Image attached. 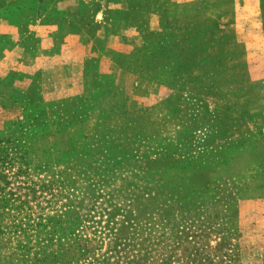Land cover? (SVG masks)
I'll use <instances>...</instances> for the list:
<instances>
[{"label": "rangeland", "instance_id": "1", "mask_svg": "<svg viewBox=\"0 0 264 264\" xmlns=\"http://www.w3.org/2000/svg\"><path fill=\"white\" fill-rule=\"evenodd\" d=\"M109 2L130 33L87 80L43 91L47 58L0 78L1 143L49 184L22 229L0 211V264H264V17ZM36 4L1 0L0 26Z\"/></svg>", "mask_w": 264, "mask_h": 264}, {"label": "crops", "instance_id": "2", "mask_svg": "<svg viewBox=\"0 0 264 264\" xmlns=\"http://www.w3.org/2000/svg\"><path fill=\"white\" fill-rule=\"evenodd\" d=\"M230 1L233 16L264 17V0ZM36 2L35 9L27 7L22 21L10 19L7 25L0 26V33H8V42L0 41V78L13 64L30 66L47 58L40 70L43 91L57 89L56 81L62 87L74 78L87 80L93 74L89 71L92 64L98 66L103 62L102 51L125 42L129 36L125 10H120L114 1ZM77 50L82 54L80 58ZM125 73L120 70L118 74Z\"/></svg>", "mask_w": 264, "mask_h": 264}, {"label": "trees", "instance_id": "3", "mask_svg": "<svg viewBox=\"0 0 264 264\" xmlns=\"http://www.w3.org/2000/svg\"><path fill=\"white\" fill-rule=\"evenodd\" d=\"M12 125L14 124H5L6 127ZM1 139L3 138L0 135V211L3 218H7L6 222L10 221V226L20 230L22 228L19 221L28 216V211L33 214L35 211L32 209L35 207L44 208L39 202L34 205L31 202L37 198V192H47L49 184L37 181L31 176L26 150L21 149L23 145L18 144V140H6L4 145ZM8 171H12V175H8Z\"/></svg>", "mask_w": 264, "mask_h": 264}]
</instances>
